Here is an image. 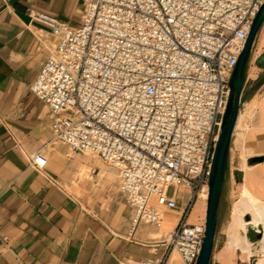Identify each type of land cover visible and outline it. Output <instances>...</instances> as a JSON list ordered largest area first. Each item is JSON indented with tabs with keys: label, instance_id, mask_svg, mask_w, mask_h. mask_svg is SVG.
<instances>
[{
	"label": "built area",
	"instance_id": "1",
	"mask_svg": "<svg viewBox=\"0 0 264 264\" xmlns=\"http://www.w3.org/2000/svg\"><path fill=\"white\" fill-rule=\"evenodd\" d=\"M80 1L78 28L34 15L55 42L31 92L52 112L54 139L118 170L134 223L160 225L163 210H179L163 255L136 264L173 254L195 264L204 218H189L206 201L228 80L264 0ZM29 163L41 172L47 159Z\"/></svg>",
	"mask_w": 264,
	"mask_h": 264
},
{
	"label": "crops",
	"instance_id": "2",
	"mask_svg": "<svg viewBox=\"0 0 264 264\" xmlns=\"http://www.w3.org/2000/svg\"><path fill=\"white\" fill-rule=\"evenodd\" d=\"M83 11L80 0H0V264L152 261L163 255V241L178 223V209L163 210L160 225L134 223V211L119 190L118 170L93 154L70 153L54 139L52 112L31 92L55 42L34 15L78 28ZM262 54L264 24L241 93L227 185L238 176L239 194L246 189L264 205V160L255 161L264 158V66L255 63ZM34 153L47 159L41 172L29 163ZM184 199L181 194L177 202ZM170 264L182 262L173 254Z\"/></svg>",
	"mask_w": 264,
	"mask_h": 264
},
{
	"label": "water",
	"instance_id": "3",
	"mask_svg": "<svg viewBox=\"0 0 264 264\" xmlns=\"http://www.w3.org/2000/svg\"><path fill=\"white\" fill-rule=\"evenodd\" d=\"M262 24H264V4L261 5L255 18L253 19L234 70L228 80L229 92L227 102L221 118L218 138L213 149L208 178L203 239L195 264L210 263L211 253L214 245L219 204L221 196L227 185L231 137L236 125L239 109L243 102L241 93L252 55V46L256 34L258 33ZM255 63L258 66H264V54L259 56ZM262 160H264V158L255 159V161ZM261 235L262 234L259 232L258 237Z\"/></svg>",
	"mask_w": 264,
	"mask_h": 264
},
{
	"label": "rangeland",
	"instance_id": "4",
	"mask_svg": "<svg viewBox=\"0 0 264 264\" xmlns=\"http://www.w3.org/2000/svg\"><path fill=\"white\" fill-rule=\"evenodd\" d=\"M91 156L90 153H86ZM236 158L233 161V166L236 165ZM238 176L232 177L230 185L226 186L220 200L217 225L215 231L214 245L211 253L209 264H257L259 260L264 259V247H262V235L258 237L257 231L253 229H244L238 222L239 218L243 221H250L252 214L250 210H245L243 215H239L234 211L236 202L241 195L237 189ZM172 188L168 194H171ZM198 201L193 207L191 216H199L201 219L205 215V204ZM201 204V207H200ZM250 211V212H249ZM248 217V219H247ZM236 224L241 237H245L249 241L252 253L249 254L246 250L240 248L228 247V239L232 233V225ZM242 227V228H241ZM254 244V245H253Z\"/></svg>",
	"mask_w": 264,
	"mask_h": 264
},
{
	"label": "bare ground",
	"instance_id": "5",
	"mask_svg": "<svg viewBox=\"0 0 264 264\" xmlns=\"http://www.w3.org/2000/svg\"><path fill=\"white\" fill-rule=\"evenodd\" d=\"M199 201H202V200H199ZM203 203L206 205V201L205 202L203 201ZM245 210L251 211V214H252L251 220L243 221L241 218H239L238 222L241 224V226L244 229H253L257 232H260L262 234V239H261L262 247H264V205L257 203L252 198V196L249 194V192H247L246 189L243 190L240 199L236 202L235 207H234V211L238 213L239 215H243V213L246 212ZM250 244L251 243L247 241L245 237H241L237 229V225L233 224L232 233L230 234L229 239H228V244H227L228 247H232V248L237 247L242 250H246L249 254H251L252 250L250 249ZM257 264H264V259L259 260V263Z\"/></svg>",
	"mask_w": 264,
	"mask_h": 264
}]
</instances>
